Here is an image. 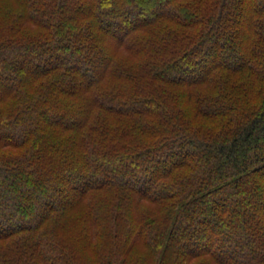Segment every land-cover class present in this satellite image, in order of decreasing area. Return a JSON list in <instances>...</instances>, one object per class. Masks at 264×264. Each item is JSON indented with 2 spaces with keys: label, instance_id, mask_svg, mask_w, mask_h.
<instances>
[{
  "label": "trees",
  "instance_id": "obj_1",
  "mask_svg": "<svg viewBox=\"0 0 264 264\" xmlns=\"http://www.w3.org/2000/svg\"><path fill=\"white\" fill-rule=\"evenodd\" d=\"M0 264H264V0H0Z\"/></svg>",
  "mask_w": 264,
  "mask_h": 264
}]
</instances>
